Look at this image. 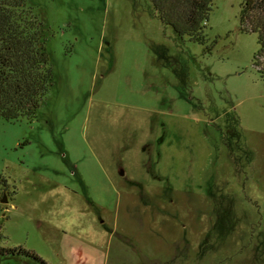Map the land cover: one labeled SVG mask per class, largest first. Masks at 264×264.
Returning <instances> with one entry per match:
<instances>
[{
    "label": "rangeland",
    "instance_id": "obj_1",
    "mask_svg": "<svg viewBox=\"0 0 264 264\" xmlns=\"http://www.w3.org/2000/svg\"><path fill=\"white\" fill-rule=\"evenodd\" d=\"M37 2L58 80L39 119L0 117V249L264 264V75L243 0L213 1L205 45L152 0Z\"/></svg>",
    "mask_w": 264,
    "mask_h": 264
},
{
    "label": "trees",
    "instance_id": "obj_2",
    "mask_svg": "<svg viewBox=\"0 0 264 264\" xmlns=\"http://www.w3.org/2000/svg\"><path fill=\"white\" fill-rule=\"evenodd\" d=\"M152 1L164 24L178 36L206 44L214 0ZM39 7L37 0H0V117L9 121L39 119L41 106L56 89L55 36ZM240 19L243 32L258 35L255 66L264 75V0H243ZM22 254L47 264L23 248L0 249V257Z\"/></svg>",
    "mask_w": 264,
    "mask_h": 264
},
{
    "label": "water",
    "instance_id": "obj_3",
    "mask_svg": "<svg viewBox=\"0 0 264 264\" xmlns=\"http://www.w3.org/2000/svg\"><path fill=\"white\" fill-rule=\"evenodd\" d=\"M123 174V173H122ZM3 203H7V198L4 196V199L2 200Z\"/></svg>",
    "mask_w": 264,
    "mask_h": 264
}]
</instances>
